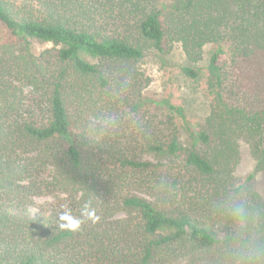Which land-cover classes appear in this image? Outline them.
Masks as SVG:
<instances>
[{"label": "trees", "instance_id": "16d2710c", "mask_svg": "<svg viewBox=\"0 0 264 264\" xmlns=\"http://www.w3.org/2000/svg\"><path fill=\"white\" fill-rule=\"evenodd\" d=\"M171 56L199 115L147 94ZM261 172L264 0H0V264H243Z\"/></svg>", "mask_w": 264, "mask_h": 264}, {"label": "rangeland", "instance_id": "374dc122", "mask_svg": "<svg viewBox=\"0 0 264 264\" xmlns=\"http://www.w3.org/2000/svg\"><path fill=\"white\" fill-rule=\"evenodd\" d=\"M47 47H50V45L38 46L37 50L41 51ZM156 58L157 59H149V62L145 65V67L148 66L149 68L146 74L149 78V86L147 89L148 96L151 99L156 100L160 98L162 94L174 93L176 98H178L177 101H181L184 97H187L192 102L197 114H201L203 111V102L205 100L204 91L202 90L203 88L200 86L199 88L194 89L195 85L184 81L182 77L177 80V76L179 75V70L177 68L179 61L176 57L171 56L170 58H166L165 64H163L164 60H162V58ZM165 86L167 88L163 91ZM188 89L193 90V92H188ZM26 92H29L28 89ZM254 168L255 162L252 159L250 152L245 150L243 152L242 163L239 166V174L246 177L252 173ZM257 177V184L264 193V172L259 173ZM35 201L37 204L47 205L48 203L53 202V199L46 195L38 197Z\"/></svg>", "mask_w": 264, "mask_h": 264}, {"label": "clouds", "instance_id": "9594fccd", "mask_svg": "<svg viewBox=\"0 0 264 264\" xmlns=\"http://www.w3.org/2000/svg\"><path fill=\"white\" fill-rule=\"evenodd\" d=\"M245 211L243 201H237L230 207L231 214L239 219ZM83 216L91 217L92 213L89 211L88 206L85 205L82 210ZM59 227L67 230H75L78 228L80 221L72 218L67 212H62L59 217ZM264 260V244H257L247 252L243 264H259V261Z\"/></svg>", "mask_w": 264, "mask_h": 264}]
</instances>
